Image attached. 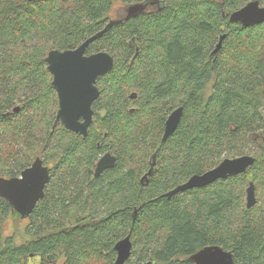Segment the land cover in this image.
I'll return each instance as SVG.
<instances>
[{
  "label": "trees",
  "instance_id": "trees-1",
  "mask_svg": "<svg viewBox=\"0 0 264 264\" xmlns=\"http://www.w3.org/2000/svg\"><path fill=\"white\" fill-rule=\"evenodd\" d=\"M117 1L148 0H0V176H18L36 157L51 166L44 197L9 235L3 222L21 218L0 196V264H113L128 234L124 264H194L189 257L207 245L230 251L234 264H264V22L228 18L253 0H157L90 43L87 53L106 51L114 64L97 80L81 136L54 125L45 56L102 29ZM178 106L179 124L161 141ZM105 152L115 166L95 177ZM244 154L255 158L246 172L163 196Z\"/></svg>",
  "mask_w": 264,
  "mask_h": 264
},
{
  "label": "water",
  "instance_id": "water-1",
  "mask_svg": "<svg viewBox=\"0 0 264 264\" xmlns=\"http://www.w3.org/2000/svg\"><path fill=\"white\" fill-rule=\"evenodd\" d=\"M146 5V3L128 5L123 10L122 18L109 19L102 29L87 37L75 48L64 50L55 48L48 51L45 56L46 68L52 77L51 84L58 98L54 125L60 123L69 131L86 136L93 119L92 104L99 96L97 80L110 72L114 64L113 57L108 52L102 50L87 53V48L113 25L143 12ZM228 18L230 22H239L244 27L259 24L264 22V6H261L257 0L249 1L228 14ZM224 37L225 34L219 37L213 52L220 49ZM131 44H134V38L131 39ZM135 97L136 93L130 95V98ZM182 111L183 107L178 106L167 116L161 141H165L175 131ZM254 161L255 158L247 154L224 158L207 171L190 176L185 182L178 184L163 196L170 198L177 193L204 187L219 179L242 174L252 166ZM115 162L116 157L110 152H105L96 163L95 177H98L104 170L113 168ZM154 164L155 156L153 155L150 167L142 175L141 182L148 181V177L153 173ZM49 179V168L39 157H36L18 176L10 178L0 176V196L10 203L13 211L20 218H26L31 214L37 202L44 197L45 186ZM255 203V185L249 182L246 187V207L251 208ZM135 213L136 210H134ZM131 248L132 242L129 234L119 239L114 245L116 259L113 264H124L131 255ZM189 259L194 264H234L233 254L218 245H207L193 253ZM142 264H157V262L149 258Z\"/></svg>",
  "mask_w": 264,
  "mask_h": 264
},
{
  "label": "rangeland",
  "instance_id": "rangeland-1",
  "mask_svg": "<svg viewBox=\"0 0 264 264\" xmlns=\"http://www.w3.org/2000/svg\"><path fill=\"white\" fill-rule=\"evenodd\" d=\"M121 4L120 2H114L112 9L110 10V19H114L116 17H118V15L120 14V9L118 8V5ZM117 10V12H115ZM119 11V12H118ZM115 13H117V15H115ZM122 16V14L119 15V17ZM210 87H208L206 96L210 93ZM27 222L26 218H21V219H11V218H6V220L3 222V232L7 235H9L14 227L18 228V229H22L25 225V223Z\"/></svg>",
  "mask_w": 264,
  "mask_h": 264
},
{
  "label": "flooded vegetation",
  "instance_id": "flooded-vegetation-1",
  "mask_svg": "<svg viewBox=\"0 0 264 264\" xmlns=\"http://www.w3.org/2000/svg\"><path fill=\"white\" fill-rule=\"evenodd\" d=\"M135 3H146L147 5H146V11H151V10H154L156 7H159V2L157 1V0H148V1H145V2H133V3H130V4H127V5H124V4H120V5H118V8L120 9V14H122V16H123V10H124V8L125 7H127L128 5H132V4H135ZM144 10V11H145ZM115 12H117V10L115 11ZM119 12V11H118ZM119 14V15H120ZM115 15H117V13H115ZM119 15H118V17H119ZM122 16H120L119 18H122ZM48 53V52H47ZM46 67H47V64H46ZM51 80H52V77H51ZM170 114V113H169ZM168 114V115H169ZM103 155V154H102ZM101 155V156H102ZM100 156V157H101ZM99 157V158H100ZM98 158V159H99ZM98 161V160H97ZM97 161H96V163H97ZM96 163H95V166H96ZM46 166V165H45ZM48 168H49V175H50V169H51V166H47ZM94 170H95V167H94ZM95 176V175H94Z\"/></svg>",
  "mask_w": 264,
  "mask_h": 264
}]
</instances>
